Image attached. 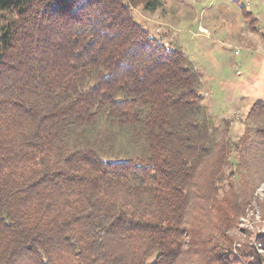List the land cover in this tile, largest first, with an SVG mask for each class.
I'll return each instance as SVG.
<instances>
[{"label": "trees", "instance_id": "trees-1", "mask_svg": "<svg viewBox=\"0 0 264 264\" xmlns=\"http://www.w3.org/2000/svg\"><path fill=\"white\" fill-rule=\"evenodd\" d=\"M160 5L0 0V264H256L232 232L264 180V101L218 135L186 55L131 13Z\"/></svg>", "mask_w": 264, "mask_h": 264}, {"label": "rangeland", "instance_id": "rangeland-1", "mask_svg": "<svg viewBox=\"0 0 264 264\" xmlns=\"http://www.w3.org/2000/svg\"><path fill=\"white\" fill-rule=\"evenodd\" d=\"M131 13L157 41L186 55L217 134L223 119H229L230 138L241 136L250 107L256 100L264 101V0H161L153 12L136 7ZM104 127L107 123L102 120L98 128ZM112 131L119 158L138 151L128 141V129L114 126ZM252 207L232 232L234 245L237 254L249 255L253 250L256 264H264V250L256 243L257 237L264 239V180L255 186ZM249 259L248 264L255 263Z\"/></svg>", "mask_w": 264, "mask_h": 264}]
</instances>
